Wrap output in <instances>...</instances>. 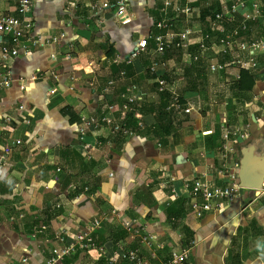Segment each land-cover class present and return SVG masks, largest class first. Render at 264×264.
<instances>
[{"label":"crops","instance_id":"0c3cea01","mask_svg":"<svg viewBox=\"0 0 264 264\" xmlns=\"http://www.w3.org/2000/svg\"><path fill=\"white\" fill-rule=\"evenodd\" d=\"M95 1L36 0L31 37L41 45L13 61L14 82L0 93V264H42L58 232L71 236L94 220H101L92 232L95 248L78 247L60 264H107L115 250L137 247L143 231L163 245L151 264L190 242L183 264H264V196L244 189L221 209L198 215L189 188L197 179L223 184L251 141L264 152V71L241 72L235 81L169 52L166 69L156 74L175 84L181 71L177 92L189 112L168 113L147 55L131 66L113 62L153 31L159 0H130L128 25L106 16L99 23L88 8ZM0 15L18 16L14 2L0 0ZM256 37L264 30L251 26L247 39ZM33 75L38 78L19 90L20 80ZM109 79L117 82L106 102L130 83L143 95L128 119L136 133L113 137L104 129L101 147L87 161L74 147L78 111L100 113L98 94ZM72 184L88 192L77 200Z\"/></svg>","mask_w":264,"mask_h":264},{"label":"built area","instance_id":"2783aa9c","mask_svg":"<svg viewBox=\"0 0 264 264\" xmlns=\"http://www.w3.org/2000/svg\"><path fill=\"white\" fill-rule=\"evenodd\" d=\"M13 1L18 16L0 15V93L9 89L14 80L11 75L13 61L21 56H29L41 45L38 38H32L33 8L36 0H5ZM78 1V0H76ZM130 0H96L88 4L89 13L96 17L99 23L105 16L120 25H128L133 19L129 10ZM157 15L154 29L142 37L131 52L124 56L116 55L114 64L133 65L141 55L149 57L148 72L153 76L156 92L167 95L165 111L168 113H188L184 108L181 96L177 92L181 81V71L175 84L167 81L156 73L166 69L164 59L169 52H179L188 65L205 64L209 75L219 76L222 73L231 74L235 81L241 72L250 75L264 71V37L247 39L251 26L264 30V0H159L154 8ZM218 57H229L218 61ZM55 80V76L51 75ZM119 81H124L125 71H120ZM32 76L28 80H20L19 90L24 89L26 82L37 79ZM116 80L109 79L98 94L101 102L100 113L90 114L84 110L78 111V123L75 132V148L80 151L83 159H92L91 152L101 147V132L106 129L109 136L130 138L135 131L128 125V119L136 114L141 103L142 94L136 84L130 83L113 102H106L104 96L113 93ZM50 90L49 94H53ZM120 100V103L116 101ZM143 124L138 128L143 129ZM238 131H226L237 135ZM240 138L245 137L241 134ZM8 153V151H7ZM237 164H235V168ZM56 169V172H59ZM226 175L221 185H210L204 180H194L190 193L194 198L191 209L200 215L205 212L221 209L225 204L235 201L244 189L240 188L234 171H225ZM72 192L79 200L87 192V188H78L72 184ZM80 190V191H79ZM82 190V191H81ZM257 197L264 196V182L257 192ZM12 220V219H10ZM101 220H94L85 229H76L69 236L65 230L56 234V244L42 264H60L65 258L75 254L78 247L90 251L95 248L92 232L99 229ZM129 226V225H127ZM41 227L37 233H42ZM138 231H135V235ZM188 247H172L168 258L160 264H183L189 255ZM163 245L156 234L143 231L139 243L133 249L115 250L109 255L107 264H151L158 259Z\"/></svg>","mask_w":264,"mask_h":264},{"label":"water","instance_id":"95a60500","mask_svg":"<svg viewBox=\"0 0 264 264\" xmlns=\"http://www.w3.org/2000/svg\"><path fill=\"white\" fill-rule=\"evenodd\" d=\"M234 175L240 188L255 193L261 189L264 182V152L257 151L255 141H251L239 149Z\"/></svg>","mask_w":264,"mask_h":264}]
</instances>
